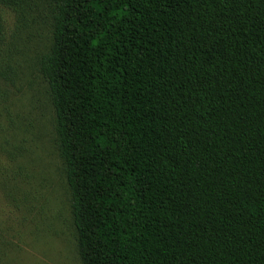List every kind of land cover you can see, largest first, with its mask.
Listing matches in <instances>:
<instances>
[{
	"label": "trees",
	"instance_id": "16d2710c",
	"mask_svg": "<svg viewBox=\"0 0 264 264\" xmlns=\"http://www.w3.org/2000/svg\"><path fill=\"white\" fill-rule=\"evenodd\" d=\"M22 34L81 264H264V0H0L3 95Z\"/></svg>",
	"mask_w": 264,
	"mask_h": 264
},
{
	"label": "rangeland",
	"instance_id": "374dc122",
	"mask_svg": "<svg viewBox=\"0 0 264 264\" xmlns=\"http://www.w3.org/2000/svg\"><path fill=\"white\" fill-rule=\"evenodd\" d=\"M4 16L10 32L14 14ZM47 46L48 34H22L15 87L1 84L8 91L0 93V181L11 189L0 182V264H81L55 113L38 72Z\"/></svg>",
	"mask_w": 264,
	"mask_h": 264
}]
</instances>
